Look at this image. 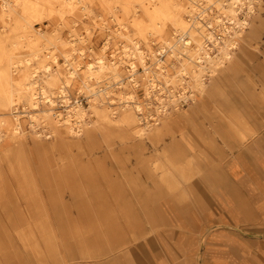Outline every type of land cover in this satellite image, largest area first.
I'll return each mask as SVG.
<instances>
[{
    "label": "bare ground",
    "instance_id": "6f19581e",
    "mask_svg": "<svg viewBox=\"0 0 264 264\" xmlns=\"http://www.w3.org/2000/svg\"><path fill=\"white\" fill-rule=\"evenodd\" d=\"M76 1L81 2L82 0ZM99 1L110 13L114 12L115 6H112L110 0ZM115 1L121 4L125 16L133 13L132 24L137 30L136 37L138 38L125 36L136 50L134 57L139 61L144 57L138 43L142 39L146 40L147 34L152 36L149 39L150 42L156 44L155 50L149 44H147V49L153 57L152 62L157 71L154 72V79H147L142 83V87L146 97L152 94L157 96L160 105L156 110L161 112L160 119L156 118L151 121L149 118L153 115L132 95L139 85L137 70L131 56L132 51L129 53L124 51V55H116L109 59L103 55L96 56L95 64L86 62L85 68L80 70L77 67L83 62L80 59L83 53L76 54V48L72 45L66 46L65 41L61 39H59L61 45L51 49L50 39L46 38L45 42L38 44L35 39L31 40L26 36L30 58L24 60L15 59V54L11 53V50L2 47L3 43L17 47L20 38L31 32L37 9L54 2L59 4L62 0H35V2L17 0L15 3L5 1L1 4L3 9L0 16L4 14L10 17L13 12H16L15 7L18 5H21L22 14L19 19L13 21L8 30H5L3 34L0 33V152L1 148L9 146L11 141L15 143L14 146L7 148L5 156L2 157V162L8 163L9 167H7L8 174L0 170V206H18L32 214L36 208L44 209L47 206L67 203L63 197L54 195L52 182L37 183L35 176L30 174L26 165L28 160L20 155V149L23 147L20 138L21 117L39 121L38 124L44 131L43 136H53L55 132L63 129L65 133L67 132L68 139L88 128L87 125L90 122L84 119L87 115L85 113H88L91 116L95 115L98 121L97 126L102 130L132 128L133 132L127 133L126 138L129 137L133 141L138 140L137 144H140L141 148L144 138H159L164 131L171 133L181 120L184 123H190L197 112L203 111V108L207 110L210 105L217 104V96L221 93L218 83L222 78L227 77L226 81H231L243 75L247 79H253L254 75L249 72H256V77L263 67V62L259 61V57L260 53L264 55V38L260 39L261 34L264 35L263 28H261L264 24L261 19L264 14L262 12L264 11V0ZM131 2L138 5L144 18L138 19V12L130 9ZM65 4L73 3L65 2ZM4 24H7V21H4ZM39 34L44 36V33L39 32ZM255 36L256 44L253 45L250 40ZM35 38L37 41L38 37ZM53 50L58 53H54ZM58 54L62 57V63L56 60ZM4 57L6 62L2 63ZM30 60L33 63L29 62ZM249 60L251 64L248 63ZM167 64L174 68L173 73L164 72ZM246 65L249 66L248 69ZM13 74L17 75V78ZM258 75L263 76L264 80V74ZM103 79H107L103 84L93 86L94 84L90 83L92 80L99 82ZM72 82H78L80 87L90 91L87 96V109L78 101L74 103V114L78 118L75 125L69 123V119H59V113L56 111V100L67 101L69 99L67 91ZM252 82H256V79ZM13 83L16 84L15 94L11 90ZM122 86L130 87L132 90L124 94ZM114 87L119 90H115ZM237 88L238 93L235 87L231 86L228 89V95L224 97L228 104L226 109L230 115H227L226 127L221 128V136L224 141H236L242 144L254 136L256 130L252 129L244 116L234 115L235 107L232 104L238 96L242 98L240 95L242 88L240 86ZM176 89L185 91L183 97L177 99L171 96L170 101L163 99L164 92H172ZM262 93L264 96V89ZM110 94H117V97H110ZM262 98L264 100V97ZM185 105L187 107L181 109ZM259 107L264 108V104L261 101L256 103V97H253L250 110L246 109L245 113L255 125L264 122V120L259 121L256 116V109ZM187 110L190 112L188 113ZM39 115L43 118L42 121L35 119ZM173 140L179 141L175 138ZM139 156H135L137 167L135 177L131 178L127 171H124L123 179L117 182L118 185L114 190H110L111 197L108 199L97 192L96 177L89 175L82 177L84 173H79L78 177L72 178L76 181H71L65 186L69 189L72 199L67 204L82 209L90 207L94 210H101L100 206L112 203L119 207V218L129 228V209L132 202L127 195H132L131 190L133 189L136 201L140 204L144 203L138 194L145 188L144 179L149 178L148 168L142 163L141 158H138ZM151 168L158 170L161 169V165L154 161ZM173 168L181 173L191 171L188 165L183 168L180 166ZM161 181L166 187L178 186V181L171 178ZM87 193L94 195L86 196ZM30 213L29 216L26 215L23 218L19 214L2 212L0 224L4 226L1 222L2 217L8 216L9 229L1 228L0 231L3 233L0 232V237H4V231L5 236H18L24 245L31 249L35 259L43 262V252L37 243L35 231L46 241L47 239L51 241L52 233L45 216L34 223L28 222L24 227L16 229L17 219L18 223H21L22 218L24 221L30 218ZM84 214L87 218L93 217L88 213ZM105 217L109 215L106 214ZM120 226L110 230L111 238H124L126 233L121 230ZM129 229V235L136 234L131 228ZM49 249L54 251V246L49 245ZM232 264H234L233 261Z\"/></svg>",
    "mask_w": 264,
    "mask_h": 264
},
{
    "label": "rangeland",
    "instance_id": "374dc122",
    "mask_svg": "<svg viewBox=\"0 0 264 264\" xmlns=\"http://www.w3.org/2000/svg\"><path fill=\"white\" fill-rule=\"evenodd\" d=\"M5 1L15 3L17 0H0V14L3 9L1 4ZM31 1L35 2V0H25V2ZM65 2H72L73 4L67 5ZM110 2L112 6H115L114 12L111 13L103 7L99 0H82L81 2L62 0L61 3L63 4H58L57 2L50 5L46 4V6L37 9L36 16L32 22L31 32L20 38V43L17 47L11 46L9 43H3L2 47L11 50V53L15 54V59L24 60L25 58H30V55H28V38L31 40L35 39V42L38 44L45 42L46 38L50 39L51 43L49 47L51 49L60 46L59 39H61L65 41L66 46H74L76 54L83 53L82 58H80L83 62L77 67L80 70L85 68L86 62H93L95 64L96 56L103 55L109 59L116 55H124V51L128 53L132 51L131 56L137 70L139 84H137L138 88L134 90V94L132 95L135 100L140 101L145 109L153 115L149 118L151 121L156 118L160 119L161 112L156 110L160 105L157 96L152 94L150 97H146L142 87V83L146 82L147 79H154V72L157 71L156 66L152 62L153 57L148 53L147 49V44H149L155 50L156 44L150 42L149 39L152 36L147 34V39H142L138 43V47L144 54V57L140 60L143 62L141 63L136 59L134 57L136 50L132 42L125 36L136 37L137 30L132 24L134 19L133 13L125 16L119 2L115 0H110ZM18 3L20 4V1ZM130 5L131 10L138 12V19L144 18L143 12L135 2H131ZM15 8L16 12H13L10 17H6L4 14L0 16L1 34L5 30H8L13 21L19 19V16L22 14L21 5ZM261 19L264 23V14ZM4 21H7V24H4ZM261 28H263L262 32L264 33V24ZM39 32L44 33V36H41ZM35 37H38L37 41ZM263 38L264 35L261 34L260 39L262 40ZM250 42L255 45L256 36ZM244 43L246 42L244 41ZM53 52L58 53L56 50H53ZM263 57V53H260L259 61L263 62V67L258 74H264ZM56 60L60 63L63 62L59 54ZM5 62L6 58L4 57L2 63ZM29 62H32V60ZM248 63L251 64V60ZM146 67L149 69H145ZM248 67L246 65V69ZM173 71L174 68L171 65L167 64L164 67V72L167 74H171ZM249 73L254 75L253 79H247L242 75L233 78L231 81H226L227 77H225L218 83L221 92V95L219 94L218 97H221V99L228 95V89L231 86L235 87V91L238 89L237 86L242 88V93H240L242 98L238 96L236 104L243 114L246 113V109L248 110L249 108L250 110V102L253 97H256V103L261 101L264 104L262 98L264 97L262 96L264 82H252L256 79V72L252 71ZM13 76L17 78V75L13 74ZM105 81L107 79L100 80L99 82L92 80L90 83L96 86L103 84ZM15 87L16 84L13 83L11 90L14 94L16 93ZM114 88L115 90H119L116 87ZM121 88L124 94H128L127 92L132 90L130 87L122 86ZM236 92L238 93V91ZM184 93L185 91L181 89L172 90V92L167 91L163 93V99L170 101L169 98L171 96L178 99L183 97ZM89 94V89L80 87L78 82H72L67 91L69 99L67 101L64 100L65 102L61 101V99L56 100V111L59 113V119H69L68 122L75 125L78 118L74 114V103L78 101L87 109V96ZM109 96L116 98L117 94H110ZM186 107V105L182 106L181 109H185ZM263 110L264 108L257 109L258 115L256 116L260 115L264 118ZM85 114L87 115L84 119L90 122L87 125L88 128L80 132L79 135L70 136L68 139V134L63 129L55 132L53 136H43L44 131L41 125L38 124L39 121L21 117L20 138L23 142V147L20 149V155L28 160L26 165L30 174L33 177L35 176V181L37 183L42 182L43 184L48 181L49 183L52 182L56 186H53L54 195L63 197L67 203L72 199L69 189L65 188V186L71 181H76L72 178L78 177L79 173L82 172L84 173L82 177L89 175L97 178L95 181L98 188L96 189L97 192L108 199L111 197L110 190L116 188L117 182L123 179L126 171L131 178L135 177L137 173L135 156L140 155L138 158H141L142 163L148 168L149 174V178L144 179L143 182L145 188L138 194L144 203L140 204V202L136 201V194H134L135 191L133 189L131 190L132 195H127L128 199L132 202L129 209L130 221L128 223L130 224L129 228L136 233L134 235L131 232L132 236L135 237L129 235L130 229L119 218V207L112 203L100 206L101 210H94L90 207L82 209L81 207L68 205L67 203L58 204L47 206L44 209L36 208L32 214L22 207L11 205L0 206V215L2 212H7L9 214H19L24 218L26 215L29 216L30 213V218H26L25 221L22 218L21 223H18L17 219L16 229L24 227L28 222L34 223L45 216L46 223L52 233L51 241L48 239L46 241L45 238L35 231L37 243L42 249L44 257L43 262H39L35 259L31 249L25 246L18 236H5L4 231V237H0V264H68L71 262L76 263L77 260L84 261L86 264H155L157 259H160L162 264H187V256L174 252L171 249H169L170 251L165 250V244H171L170 242L175 240L174 236L176 238L177 235L188 234L189 228H169L155 225L157 223L156 203L158 197L162 196L156 193L159 188H163L164 186L161 181L162 179H173V176L176 175L182 177V182L187 184L190 178L198 176L199 171L192 170L181 173L173 168L174 166H180L181 168L187 165L189 167L194 166L195 162L191 156L194 157L195 155H192L188 149L183 148L184 150L182 151L179 144L174 143L172 132L164 131L159 138H144L140 148V144H137L138 140L133 141L129 137L126 138L127 133L133 132L132 128L102 130L97 126L98 121H96L95 115ZM35 119L43 120L40 115ZM211 129L212 126H208L206 123L205 130L210 133ZM213 139V137L209 138L208 136L205 139L202 138L200 141L205 145H209L214 141ZM14 144L11 141L8 147L1 148V172L5 171L8 174L7 167H9V164L2 162V157L5 156L7 148L12 147V145L14 146ZM10 154L13 156L12 153ZM154 161L161 165V169L154 170L151 168ZM180 185L182 186V184ZM90 195L94 194H86V196ZM175 197L178 196L175 195ZM185 197L187 198V196ZM84 213L93 215V217L87 218ZM106 214L109 217H105ZM7 217H2L3 220L1 222L4 226L0 224V229L5 227L6 230L9 229ZM119 225H121V230L126 235L124 238H111L110 230ZM206 229L208 228H196V264H199L204 257H208L205 255L207 238H204V235ZM166 236L168 238H165ZM244 239L249 240L250 238ZM184 244L187 245L186 243ZM49 245L54 246V251H50ZM242 256L241 258L239 256L241 264H264V259L260 258V256L258 257L253 252L249 253L247 247ZM234 257L237 259L236 255Z\"/></svg>",
    "mask_w": 264,
    "mask_h": 264
},
{
    "label": "crops",
    "instance_id": "0c3cea01",
    "mask_svg": "<svg viewBox=\"0 0 264 264\" xmlns=\"http://www.w3.org/2000/svg\"><path fill=\"white\" fill-rule=\"evenodd\" d=\"M262 77L256 75V82H264ZM217 98V104L197 112L190 123L181 120L172 132L174 138L179 139L178 142L173 140L174 143H178L182 151L188 149L195 155L191 156L195 165L190 169L199 171V175L190 178L187 184L182 182V177L174 175L173 180L178 181V186L164 185L156 193L162 196L156 203L155 225L189 228L188 234L174 236L171 244H165V250L187 256V264H196V228H208L204 235L207 238L205 255L208 257L199 264H232V261L241 264L240 258L246 247L249 253L264 258V122L253 124L237 108L235 100L232 104L234 115L244 116L256 134L242 144L224 141L221 128L226 127L225 121L230 114L224 98ZM258 119L264 120L260 115ZM205 122L212 126L210 133L205 130ZM208 136L214 141L205 145L200 140ZM244 238L250 239L246 241ZM68 264L86 263L77 260ZM155 264H162V261L157 259Z\"/></svg>",
    "mask_w": 264,
    "mask_h": 264
}]
</instances>
